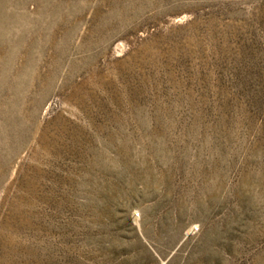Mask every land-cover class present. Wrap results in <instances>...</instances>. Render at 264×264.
<instances>
[{
  "label": "rangeland",
  "instance_id": "374dc122",
  "mask_svg": "<svg viewBox=\"0 0 264 264\" xmlns=\"http://www.w3.org/2000/svg\"><path fill=\"white\" fill-rule=\"evenodd\" d=\"M0 264H264V0H0Z\"/></svg>",
  "mask_w": 264,
  "mask_h": 264
}]
</instances>
